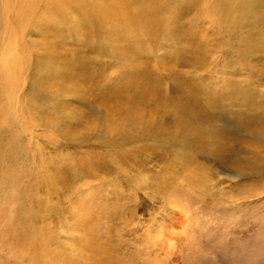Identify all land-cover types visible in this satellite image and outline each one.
<instances>
[{
  "label": "rangeland",
  "instance_id": "rangeland-1",
  "mask_svg": "<svg viewBox=\"0 0 264 264\" xmlns=\"http://www.w3.org/2000/svg\"><path fill=\"white\" fill-rule=\"evenodd\" d=\"M228 1L36 0L0 80V264H264V11Z\"/></svg>",
  "mask_w": 264,
  "mask_h": 264
},
{
  "label": "bare ground",
  "instance_id": "bare-ground-1",
  "mask_svg": "<svg viewBox=\"0 0 264 264\" xmlns=\"http://www.w3.org/2000/svg\"><path fill=\"white\" fill-rule=\"evenodd\" d=\"M15 1V13L13 14V19H9L6 7L8 0H0V30L6 38L5 47L0 53V80L3 83V86L7 91H10L15 83L17 77V66L18 59L15 56L14 52V35L18 33V30L22 27V24L25 22L26 18L31 14L32 8L36 0H14ZM142 2H147L148 0H140ZM99 0H95V5L97 6ZM261 0H248L246 3L240 4L238 7H243L247 9L249 5L262 7L264 11V3H259ZM225 3V4H224ZM228 4V5H226ZM235 3L229 4L228 0H223V5L230 9L233 8ZM49 5L59 7L63 5V0H50ZM237 7V6H234ZM216 8V7H215ZM16 51V50H15ZM258 126H260L258 124ZM190 130V129H188ZM190 134H193L198 137V129H193L189 131ZM195 138V137H194ZM199 138V137H198ZM201 138H199L200 140ZM41 254H35L32 258L31 264H51L47 261L46 258H41Z\"/></svg>",
  "mask_w": 264,
  "mask_h": 264
}]
</instances>
